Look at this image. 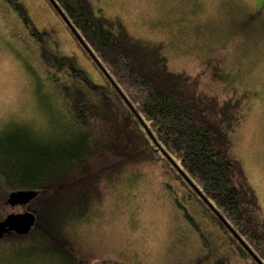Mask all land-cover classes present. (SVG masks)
<instances>
[{"label": "trees", "instance_id": "1", "mask_svg": "<svg viewBox=\"0 0 264 264\" xmlns=\"http://www.w3.org/2000/svg\"><path fill=\"white\" fill-rule=\"evenodd\" d=\"M0 1L15 15L4 23L16 27V19L20 25L10 52L27 75L34 102L45 107L49 99L55 110L45 138L34 140L20 128L0 137V182L9 193L36 192L12 206L32 213L34 221L27 233L0 238V264H18L17 251L30 247L85 264L75 228L101 220L127 170L157 162L191 186L221 230L260 262L264 212L231 133L255 93L249 74L264 69V7L247 1L243 12L236 5L224 15L226 26L218 32L223 44L213 55L225 61L229 51L242 62L230 76L213 59L172 65L165 43L134 34L121 16L103 13L92 0H46L102 73L106 83L98 84L50 47V33L36 27L20 0ZM208 77L222 87L229 79L233 89L221 97L210 93L203 84ZM212 264L226 263L216 258Z\"/></svg>", "mask_w": 264, "mask_h": 264}, {"label": "rangeland", "instance_id": "2", "mask_svg": "<svg viewBox=\"0 0 264 264\" xmlns=\"http://www.w3.org/2000/svg\"><path fill=\"white\" fill-rule=\"evenodd\" d=\"M20 1L36 27L50 33L52 49L70 56L93 82L106 83L46 0ZM247 1L257 9L264 7V0H230L232 4L228 0H92L103 13L121 16L134 34L165 43L172 65L186 67L190 64L187 58L213 59V66L221 64L230 76L242 62L229 51L225 61L215 57L214 46L217 50L223 42L218 32L226 26L224 15L237 9L236 5L243 12ZM0 9V137L20 128L24 135L39 140L50 131L55 110L49 99L45 107L34 102L27 75L10 52L20 25L15 19L16 27L9 28L4 18L15 15L1 1ZM6 10L7 14L3 13ZM197 67L195 71L200 69ZM259 69L254 67L249 74L255 93L249 97L250 106L243 107V120L233 127L231 138L264 212V69ZM225 83L222 87L210 77L203 81L206 90L219 97L225 89H233L228 87L229 79ZM243 90L239 85L238 91ZM0 195V220L21 211L7 202L9 190L1 182ZM110 195L101 220L75 228L80 237L77 254L85 264H212L216 258L226 264H264V257L259 262L236 246L238 241L221 230L197 199L198 193L163 162L127 170ZM17 252L18 264H67L60 256L38 253L33 247Z\"/></svg>", "mask_w": 264, "mask_h": 264}, {"label": "water", "instance_id": "3", "mask_svg": "<svg viewBox=\"0 0 264 264\" xmlns=\"http://www.w3.org/2000/svg\"><path fill=\"white\" fill-rule=\"evenodd\" d=\"M36 192L31 191H16L9 193L7 202L11 205L16 203L27 202L32 198ZM34 221L32 213H10L2 220H0V238L8 233L17 232L19 235L25 234L29 231ZM112 264V263H107Z\"/></svg>", "mask_w": 264, "mask_h": 264}]
</instances>
